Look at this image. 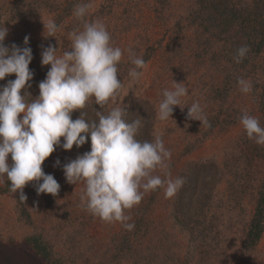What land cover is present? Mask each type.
I'll return each instance as SVG.
<instances>
[{"label":"rangeland","instance_id":"374dc122","mask_svg":"<svg viewBox=\"0 0 264 264\" xmlns=\"http://www.w3.org/2000/svg\"><path fill=\"white\" fill-rule=\"evenodd\" d=\"M24 1L26 0H0V22L8 29L12 40L20 42L28 36V44L39 45L40 56L43 48L49 44L56 46L58 56L70 50L69 34L77 28L82 29V21L79 25L73 11L62 23L52 42V37L43 36L42 21L54 20V13L44 5H37L38 10L34 15L20 18L17 15L18 6ZM54 1L60 5L59 9L66 6V0ZM81 4L90 5L85 17L87 21L99 19L105 23L111 35L112 46L121 48V61L131 68L134 65L129 59V48L137 56L143 57L145 49L155 45L156 51L146 62V67L139 70L143 75L135 82H131L128 76L122 82L118 100L123 98L122 105H128L136 99L147 100L153 105V140L160 135L165 148L170 150L168 171L173 179L181 177L194 163L212 160L223 168L228 155L238 154L237 146L242 142L245 132L240 120L230 126H221L219 122L223 120L224 112L230 111L236 117L246 111L258 118L259 122L264 121V111L260 110L253 89L251 93L243 94L237 84L225 101L216 97L215 92L221 86L223 73L217 61L215 63L210 58L211 54L219 56L220 48L214 44L209 50L211 53L202 54L203 48L198 42L201 33L196 26L189 24L195 0H169L164 7L159 6L155 0H81ZM178 23L182 27H178ZM261 62L258 60L256 65L259 66ZM49 68L50 65H47V71ZM241 77L254 84L255 79L250 73L244 72ZM172 81L184 83L187 87L188 94L181 98V105L185 106L183 110L175 106L172 120L161 122L157 119L158 104L163 98V90L172 87ZM197 101L201 104L209 125L218 117L219 122L214 129L209 130V126L200 121L187 119L188 106ZM109 106L115 107L116 104L110 103ZM192 145V152L185 155L186 148ZM78 155H82V152L75 145L71 150L56 147L45 160L47 166L42 167L44 173L52 174L60 189L56 197L51 194L37 196L35 186L29 191L26 208L30 213L32 226L28 227L18 221L13 195L0 196V264H45L22 244L27 233L35 232L43 234L60 254L66 248L74 247L73 252H84L90 257L107 250L119 238L129 234L130 240L143 248L161 245L162 248H169L168 251L173 250L177 264L183 263L192 243L173 223L170 214L173 197L166 199L164 189L158 188L145 194L137 206L127 210L126 214L132 218L128 222L135 224L134 229L137 228L141 213H144L145 227H148L146 233H133L134 229L128 231L120 223H102L78 206L84 185L66 182L63 165ZM56 160L60 161L58 167H54ZM153 174L164 178L160 169ZM258 182L259 173L256 172L251 177L247 192L239 200L232 199L231 196L232 185L237 186L232 174L226 173L217 184L214 190L215 204L221 202L228 209L219 225L221 237H226V241L221 243L215 253L207 255L204 264H264V233L252 253L244 254L240 248L243 225L251 216ZM214 209L216 210V206ZM198 259L199 256L196 255L191 264H195Z\"/></svg>","mask_w":264,"mask_h":264},{"label":"clouds","instance_id":"9594fccd","mask_svg":"<svg viewBox=\"0 0 264 264\" xmlns=\"http://www.w3.org/2000/svg\"><path fill=\"white\" fill-rule=\"evenodd\" d=\"M89 4H77L73 16L82 21V29L71 32V44L62 55L52 44L43 48L41 65H50L46 77L38 84L39 95L26 100L28 83L34 73L29 69L33 59L28 47L29 37H24V47L4 45L8 29L0 27V81L15 75L0 86V184L10 182L9 191L19 192V201L27 197L23 189L34 182L37 196L58 195L60 185L52 174H45L43 162L56 147L71 150L73 145L80 148L90 134L91 150L78 155L63 165V173L69 184L82 183L79 207L98 218L102 223H120L128 231L135 224L127 210L137 206L144 195L164 189L166 199L174 197L185 183L184 177L172 178L168 171L171 159L160 135L153 141L137 139L142 119L126 122L127 105L118 100L122 82L118 79V63L122 50L112 46L111 35L104 22L97 19L87 21ZM43 23V36L55 37L58 29L53 19ZM46 33V35L44 34ZM247 45L240 46L233 60L239 64L249 52ZM128 55L133 68L128 76L131 82L143 75L141 69L146 62L129 48ZM239 91L251 93L253 84L249 79H237ZM188 94L184 83L172 81V87L162 92L163 98L157 108V119L161 122L172 120L175 106L181 105V98ZM127 93L124 95L126 96ZM89 102L100 109L110 103L116 104L107 114L96 111L98 121H88L86 113L80 111ZM79 111V117L71 119V113ZM187 119L200 121L209 126L201 104L193 102L188 106ZM174 121V120H173ZM240 124L249 140L264 145V127L258 118L246 111L240 116ZM187 126V125H186ZM63 138V142H61ZM9 155L12 163L9 164ZM60 166L56 160L54 167ZM160 169L164 178L153 173ZM42 181V183H40Z\"/></svg>","mask_w":264,"mask_h":264},{"label":"trees","instance_id":"16d2710c","mask_svg":"<svg viewBox=\"0 0 264 264\" xmlns=\"http://www.w3.org/2000/svg\"><path fill=\"white\" fill-rule=\"evenodd\" d=\"M155 1L159 6L164 7L169 0ZM77 4H81V0H66V6L59 9L60 5L54 0H26L18 6L17 15L20 18L32 16L38 10L37 5H44L54 13V21L60 29L62 23L71 15ZM77 22L80 23V21ZM189 24L196 26L201 33L198 42L202 45L203 55L211 53L209 50L214 44H217L220 48L221 54L217 57L211 54L210 58L215 63L217 61L223 73L221 86L215 92L216 97L225 101L231 90L237 85V79L242 76V73H250L252 78L255 79L253 93L257 98L260 110L264 111V0H195V6L189 16ZM0 27H3L2 22H0ZM178 27H182V24L178 23ZM51 40L53 42L55 38L52 37ZM13 43L18 47L25 46L23 41L15 42L7 33L4 45L11 47ZM242 45H247L250 50L242 62L237 64L234 62L233 56ZM27 46L32 50L33 59L29 64V69L34 75L33 79L28 82L31 87L22 90L21 94L23 95L27 91L30 97L26 95L25 98L31 101L39 95L38 84L46 77L47 65H41L38 44L29 43ZM54 47L56 46L54 45ZM155 51V45L147 47L142 57L144 61L147 62ZM258 60L262 61L259 66L256 65ZM117 67L118 79L123 82L128 77L131 66L120 61ZM256 73H260V75H255ZM14 79V74L6 76L3 81H0V86L6 84L8 80ZM111 108L107 105L105 108L100 109L98 105L89 102L80 111L86 113L84 117L86 120L98 121L96 111L107 114ZM126 111L124 117L126 122L130 123L137 118L142 119V127L139 129L137 139L140 141H153L155 117L153 105L147 100L136 99L127 105ZM224 113L223 120L220 122L218 117H215L209 125V130L214 129L218 122L221 126H230L239 121L240 116L243 114L239 113L235 117L234 113L232 114L230 111ZM78 117L79 111L71 113L72 120ZM259 123L261 127H264V121ZM81 135L86 136V142L80 148L75 147L81 150L83 154L91 150V141L90 134L81 133ZM237 147H239L237 155H235L236 153L230 154L225 158L223 162L224 169L220 168L214 161L209 160L194 163L181 175V177H184L185 183L173 197L170 214L179 232L187 235L189 241L193 244L189 247L190 250L187 252L186 260L181 264H191L196 255L199 256V259L195 264H204L207 261V255L215 253L221 243L226 241V237H221L222 231L219 225L223 222L224 214L228 209L221 202L215 204L214 201V190L226 173L232 174L237 186L239 183V187L232 185L231 189L233 191L232 199L235 200H239L245 195L252 175L256 172L259 173L254 207L249 220L243 225L240 245L242 252L250 254L255 251L264 233V145H257L254 141L249 140L245 134L242 142ZM193 148V145L187 147L184 154L187 155L192 152ZM9 159L11 161L10 155ZM44 165L47 166L46 161L43 162L42 167ZM9 184L8 181L0 184V196L13 195L15 198L14 210L18 221L28 227L32 226L31 216L26 208V200L20 202L19 192L12 194L9 191ZM33 188L34 182H30L24 187L23 192L26 197ZM214 206H216V210ZM145 222L144 213H141L137 228L134 229L133 233H139L140 231L146 233L148 227H145ZM22 244L45 264L178 263L173 250L168 251L169 248H162L161 245L143 248L130 240L129 234H125L110 248L95 254L93 257L84 252H73L72 248L74 247L66 248L60 254L43 234L36 232L27 233Z\"/></svg>","mask_w":264,"mask_h":264}]
</instances>
